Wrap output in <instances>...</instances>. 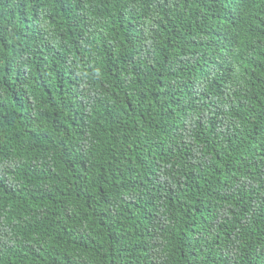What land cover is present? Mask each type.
Masks as SVG:
<instances>
[{
    "label": "trees",
    "instance_id": "1",
    "mask_svg": "<svg viewBox=\"0 0 264 264\" xmlns=\"http://www.w3.org/2000/svg\"><path fill=\"white\" fill-rule=\"evenodd\" d=\"M0 264H264V0H0Z\"/></svg>",
    "mask_w": 264,
    "mask_h": 264
}]
</instances>
